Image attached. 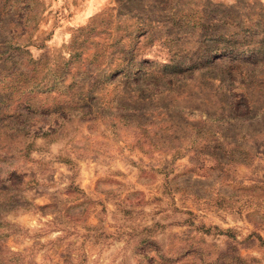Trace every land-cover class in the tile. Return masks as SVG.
Returning <instances> with one entry per match:
<instances>
[{
    "label": "rangeland",
    "instance_id": "1",
    "mask_svg": "<svg viewBox=\"0 0 264 264\" xmlns=\"http://www.w3.org/2000/svg\"><path fill=\"white\" fill-rule=\"evenodd\" d=\"M0 264H264V0H0Z\"/></svg>",
    "mask_w": 264,
    "mask_h": 264
}]
</instances>
